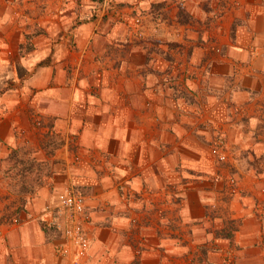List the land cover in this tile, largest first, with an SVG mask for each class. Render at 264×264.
Listing matches in <instances>:
<instances>
[{"label": "crops", "instance_id": "0c3cea01", "mask_svg": "<svg viewBox=\"0 0 264 264\" xmlns=\"http://www.w3.org/2000/svg\"><path fill=\"white\" fill-rule=\"evenodd\" d=\"M165 1L109 0L104 6L94 2L96 12L106 13L107 21L101 22L100 16L89 21L81 17L69 37L66 32L78 17L77 3H57L56 18L45 26L50 31L57 25L62 34L42 40V53L29 52L18 65L26 74L18 72L17 78L25 84L16 82L14 89L0 95V172L1 146L17 149L27 134L35 145L32 158L57 163L36 188L58 190L70 181L85 190L92 218L87 226L91 264H116L112 256L118 235L111 229L124 222L118 213L135 204L125 201L124 190L140 191L144 186L162 190L163 175H170L169 184H175L180 158L204 168L199 174L206 177L210 166L202 142L222 140L231 164L224 176L234 175L238 181L224 206L230 222L238 225L229 239L227 233L213 234L219 242L217 250L230 247L234 264H264V11L237 26L226 14L223 27L213 30L204 20L197 26L192 21L180 23L178 7H170L174 8L170 18H162L154 6ZM183 4L195 14L189 0ZM138 33L143 37L135 36ZM211 39L217 47L213 48L216 59L209 57ZM164 42L169 48L186 47L187 89L174 86L181 61L173 59L175 50L163 55ZM236 63L240 67L235 73ZM94 89H109L110 102L96 100ZM45 136L46 148L41 139ZM51 140L56 146L51 147ZM74 142L77 147L72 149ZM176 143L185 144L183 153ZM189 171L195 178L197 172ZM195 181L188 183L193 186ZM196 190L202 192L190 187L187 197L194 204L187 220L193 223L194 235L205 226L207 216L197 203L203 209L211 204L199 203ZM37 202L28 203L27 219L2 226L0 264H66L55 254L60 240L51 241L39 226L46 225L50 204ZM109 223L110 237H104L103 225ZM98 244H102L99 250ZM155 259L154 255L148 263Z\"/></svg>", "mask_w": 264, "mask_h": 264}, {"label": "rangeland", "instance_id": "374dc122", "mask_svg": "<svg viewBox=\"0 0 264 264\" xmlns=\"http://www.w3.org/2000/svg\"><path fill=\"white\" fill-rule=\"evenodd\" d=\"M59 1L0 0V95L4 96L7 90L14 89L16 82H20L21 85L25 84L23 80L17 78L18 72L20 75L26 74L18 65L23 64V59L29 52L39 50L42 53V40L46 38L53 39V37L58 38L62 34L63 30L59 32L57 25L50 31L45 26V23L49 20L53 21L56 18V12L58 11L57 3ZM183 1L166 0L164 4L154 7L156 11L162 13V18H170L172 10L176 9V7H178V17L180 8L183 7L189 18L186 23L192 21L191 23L197 26V22L202 23L204 20L205 24L209 23L213 30L224 22V17L227 15L234 19L235 26H237L242 23L247 24L249 19L252 16L255 17L258 11H264V0H203V5L201 3L202 0H189L192 11L195 13L192 15L183 6ZM94 2L96 3L95 5L103 4L104 6L106 2L109 3V0H75L78 17L72 27L67 30V37L71 36L72 30L80 23L81 17H84L82 20L89 21L96 20L100 16L101 22L107 21L106 13L100 15L96 12L98 8H94ZM49 5L55 6L49 11ZM165 8H168V10H165ZM203 12H205V15L202 19ZM135 28L138 27L136 26ZM139 34H135V36L143 37L142 35L139 36ZM214 41V39H211V48L208 51L211 59L217 58V52L213 49L217 47L216 45H212ZM165 46V48H160L163 55L165 53L169 55L170 50H175L173 51V59L179 58V61H181L179 63V75L173 81L175 82L174 86L178 89H187L186 83L189 70L184 71L186 65L183 62V58L187 55L186 47L169 48L167 44ZM29 64L31 62L27 63V66ZM239 67L238 63H236L233 72L236 73ZM190 70L194 71L195 69ZM171 82V78L168 75L166 83L170 85ZM93 93L96 96V100L110 102L109 89H94ZM150 101L153 102V99ZM4 112H8V110ZM21 138L22 140H20L23 141V145L17 149L6 144L1 146L4 158L1 166L2 171L0 172V231L2 230V226L20 223L24 219H27V206L30 201L33 202V199L37 200L39 204L43 203L45 206L50 204L51 207H56L67 192H80L86 199L88 196L85 190L78 188L70 181L62 189L38 190L36 187L42 185L43 178L50 175L51 169L57 163H53L52 161H36V159L30 156L34 151V143H30L28 135L25 133ZM41 139H45V141L43 140L45 142L43 147L46 148V136ZM217 141L219 139L211 142H202L204 148L207 150L206 156L210 166L209 168L207 167V170L210 172L207 173L206 177L201 178V174H199V171L204 168L198 167L197 169L187 159L180 158L179 165L181 167L178 171V180L175 184H169L170 180L168 182L167 179H170V175H163V181L166 180V184L164 185L166 187L162 190L145 189L147 186H144L145 188H142L140 191L132 188L124 190V193L126 192L125 201L135 203L134 206L127 207L118 213L121 218L124 217V222L122 221L118 227L112 228V226L110 227V223L103 225L105 226L103 227L104 237H110V234L106 232L107 226L112 228V233L118 235L114 244L115 251H113L114 254L112 256L116 264H143L146 261L144 257L148 256V254L150 255L146 258V264H149L148 262L154 259V255L156 256L155 263L150 264L235 263L236 257L232 249L229 247L219 252L217 250L219 242H217L213 235L215 233L221 235L230 233L231 235L232 230L237 228L238 225L236 222H230L228 211L224 206V202L230 198L231 191L238 187V181L234 175L224 176L226 175L224 174L226 169L231 170V164L228 159L220 161L213 153ZM54 144H56V141L50 143L51 147L56 146ZM178 144L180 143H176L175 145ZM76 147L75 142L70 143V148L74 149ZM166 148L168 150L170 145L168 144ZM181 148H185V144L182 143L178 146L179 153L184 152V149ZM163 150H165V147ZM186 158H189V156ZM76 162L77 159H74L73 163ZM190 169H194L197 172L195 173V178L190 176L189 172L194 173V171H189ZM193 179L196 181L191 186L188 182L193 181ZM231 179L235 180L234 184L231 183ZM194 186L202 189V192L196 190V195L200 198L199 203H202V205H205L207 202L211 203L205 209H203V206H198V203L197 205L195 204L197 209L201 208L199 211L203 212L204 210L207 214L204 217L206 218L204 222L205 226L199 228L195 235L193 233V223L187 222L188 218H190L191 210L194 208V204L187 197L190 196V187ZM193 192L195 196V190ZM155 201L157 206L153 205ZM218 218H222L223 220L220 221ZM198 223L202 224L199 221H195L194 224ZM224 223H226L225 226H223ZM45 224L40 222L39 226L44 229L48 238L51 241L61 240V232L55 227L47 225L46 222ZM220 225L222 227L218 228ZM208 233L212 234L208 235ZM154 234H159L162 238L154 237ZM172 236L174 237L173 239L170 238ZM101 245H97L98 250L102 248ZM122 250L127 252V255L123 256L125 259L121 255L119 256ZM91 257L90 252L84 264H91ZM62 261L66 264H72L67 259H63ZM103 264H107V262L104 261Z\"/></svg>", "mask_w": 264, "mask_h": 264}, {"label": "built area", "instance_id": "2783aa9c", "mask_svg": "<svg viewBox=\"0 0 264 264\" xmlns=\"http://www.w3.org/2000/svg\"><path fill=\"white\" fill-rule=\"evenodd\" d=\"M213 153L220 161L227 160L225 144L217 141ZM234 184L235 180L231 179ZM87 199L80 192H67L56 207H47L46 223L58 229L62 238L55 248V254L61 259H67L72 264H84L87 260L91 241L87 226L92 222L87 210Z\"/></svg>", "mask_w": 264, "mask_h": 264}, {"label": "trees", "instance_id": "16d2710c", "mask_svg": "<svg viewBox=\"0 0 264 264\" xmlns=\"http://www.w3.org/2000/svg\"><path fill=\"white\" fill-rule=\"evenodd\" d=\"M188 15L186 11L183 9V7L180 8L179 14H178V21L180 23H186L188 21ZM226 237L229 239L231 237L230 233H227Z\"/></svg>", "mask_w": 264, "mask_h": 264}]
</instances>
